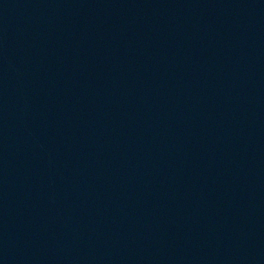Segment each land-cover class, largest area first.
I'll list each match as a JSON object with an SVG mask.
<instances>
[{
  "label": "water",
  "instance_id": "water-1",
  "mask_svg": "<svg viewBox=\"0 0 264 264\" xmlns=\"http://www.w3.org/2000/svg\"><path fill=\"white\" fill-rule=\"evenodd\" d=\"M0 264H264V0H0Z\"/></svg>",
  "mask_w": 264,
  "mask_h": 264
}]
</instances>
